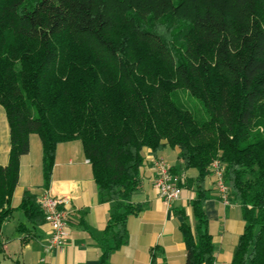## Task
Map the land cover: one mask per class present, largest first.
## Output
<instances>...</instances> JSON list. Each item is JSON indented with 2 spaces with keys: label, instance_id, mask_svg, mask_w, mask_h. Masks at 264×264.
<instances>
[{
  "label": "trees",
  "instance_id": "16d2710c",
  "mask_svg": "<svg viewBox=\"0 0 264 264\" xmlns=\"http://www.w3.org/2000/svg\"><path fill=\"white\" fill-rule=\"evenodd\" d=\"M0 105L11 129L0 228L31 134L46 186L59 143L79 140L113 204L107 264L146 207L133 201L145 150L173 146L198 172L185 264L215 261L204 181L216 160L245 221L231 264H264V0H0ZM20 209L45 219L29 191Z\"/></svg>",
  "mask_w": 264,
  "mask_h": 264
},
{
  "label": "crops",
  "instance_id": "0c3cea01",
  "mask_svg": "<svg viewBox=\"0 0 264 264\" xmlns=\"http://www.w3.org/2000/svg\"><path fill=\"white\" fill-rule=\"evenodd\" d=\"M11 129L6 110L0 105V165H7ZM178 147L166 146L157 154L145 150L141 182L133 196L146 207L128 218V242L111 254L107 264H185L187 245L181 223H194L192 201L196 197V169H186ZM166 160L172 171L184 177L181 198L168 207L155 187L156 164ZM81 141L59 143L49 185L44 175V150L40 136H30V152L20 163V180L14 191L13 212L0 228V264H102V238L113 204L100 201L92 164ZM204 211L215 247L214 264H231L245 221L241 205L225 203L216 187L213 171L204 181ZM44 190L67 199L70 235L62 251L47 248L51 228L43 217H30L20 209L29 191L36 201Z\"/></svg>",
  "mask_w": 264,
  "mask_h": 264
},
{
  "label": "built area",
  "instance_id": "2783aa9c",
  "mask_svg": "<svg viewBox=\"0 0 264 264\" xmlns=\"http://www.w3.org/2000/svg\"><path fill=\"white\" fill-rule=\"evenodd\" d=\"M156 168L155 187L165 204L168 207H172L182 196L184 177L172 172L169 163L164 159L157 161ZM212 171L222 200L225 203H230L229 187L225 181L224 168L219 161L213 162ZM39 203L44 213L45 221L51 228L47 248L49 250L62 251L66 246L71 231L69 210L66 206L67 199L53 195L49 190H44L40 196Z\"/></svg>",
  "mask_w": 264,
  "mask_h": 264
},
{
  "label": "rangeland",
  "instance_id": "374dc122",
  "mask_svg": "<svg viewBox=\"0 0 264 264\" xmlns=\"http://www.w3.org/2000/svg\"><path fill=\"white\" fill-rule=\"evenodd\" d=\"M184 98V97H183Z\"/></svg>",
  "mask_w": 264,
  "mask_h": 264
}]
</instances>
